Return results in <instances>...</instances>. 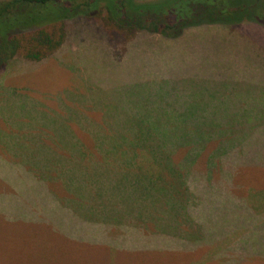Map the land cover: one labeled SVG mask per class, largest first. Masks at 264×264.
<instances>
[{"label": "rangeland", "instance_id": "1", "mask_svg": "<svg viewBox=\"0 0 264 264\" xmlns=\"http://www.w3.org/2000/svg\"><path fill=\"white\" fill-rule=\"evenodd\" d=\"M97 8L92 19L64 23L65 41L52 55L18 58L0 73V264H264V26L205 25L174 41L146 33L127 40L105 23L104 4ZM164 106L193 107L186 112L203 124L187 132L209 141L204 151L174 148L176 163L200 154L188 176L198 237L166 207L127 198L118 183L130 184L133 173L118 172L133 167L131 152L94 155L90 177L65 172L72 161L90 164L71 155L89 144L84 129L104 135L126 118L133 126V113L158 120L167 140L182 143L171 112L158 117ZM103 174L116 184L108 195ZM57 175L61 184L81 185L69 184L67 193L43 182ZM119 198L95 224L84 221Z\"/></svg>", "mask_w": 264, "mask_h": 264}, {"label": "trees", "instance_id": "2", "mask_svg": "<svg viewBox=\"0 0 264 264\" xmlns=\"http://www.w3.org/2000/svg\"><path fill=\"white\" fill-rule=\"evenodd\" d=\"M99 3L104 4L107 12L105 23L116 28L120 35L127 40L133 39L136 34L146 33L174 41L190 30L205 25L237 26L252 23L264 26V0H154L150 2L136 0H67L66 2L64 0H0V73L18 58L28 62H38L52 55L65 41L64 23L77 17L85 20L92 19L97 15ZM158 86H163L162 89L165 90L169 87L167 81L158 83ZM192 108L180 111L177 108L171 110L168 106H164L159 111L158 117H163L171 112L168 114L171 123L182 126L183 141L178 145L173 144L169 138L167 140L158 120L151 121L133 113V115L130 114L133 117V126L128 123L126 118L119 122L121 126L118 130L115 126H109L107 131L110 133L104 135H99L97 130L96 132L84 129L83 133L89 138V144L85 143L86 147H84L75 142L71 143L72 148L74 144L78 148V150L73 148L76 154L71 153L72 158L78 156L79 161L84 164L85 161L95 163L94 159L98 161L100 156H104L108 160V154L112 153L111 149L116 151L121 148L124 154L131 152L130 165L132 164L133 167L121 168L118 172L119 175L126 171L133 173V176L127 180L131 181L130 184L118 183L125 187L123 189L128 190L127 198L129 196L132 198L135 193L136 198L133 200L141 206H146L149 203L150 206L166 207L170 214L176 217L177 223L180 217H184V221L189 224L191 229L188 233L191 237H198V232L194 229V227L198 228L195 215L189 211L192 207L191 203H194V196L189 195L191 194L189 188L191 180L188 179V176L192 172V167L195 168L196 159L200 154L194 156L192 160H189L185 155V161L180 159L179 163L173 159L175 157L177 162L179 161L174 148L189 150L199 147L204 151L208 146L205 147L206 143L209 144L207 137L194 140L187 132L188 128H201L203 124L201 115L186 112ZM102 132L104 133V131ZM117 136L121 141L120 144ZM110 138L113 141L109 145L107 141ZM68 148L60 147L59 154L66 153L67 155ZM43 152L46 153V150L43 149ZM66 155L63 156L66 157ZM53 157L61 165L62 157L59 155ZM66 162L67 158L64 165L67 164ZM90 166L91 163L83 166L82 169L75 168L72 161L71 168L65 169V172L70 170L71 179L78 171L81 176L85 174L90 177L92 175ZM22 167L25 168L26 165ZM34 168L35 166L28 169L29 173L36 176L37 174L31 172ZM100 170L102 171L103 168H99L98 172ZM196 172L197 170H195ZM212 172L213 169L209 168L208 174H213ZM103 179L102 186L108 195L113 185L116 184L109 182L104 174ZM57 180L58 175L55 180L50 179L49 182L43 180V182L50 185L55 181L54 183L59 184L67 193H71L68 188L69 184L81 185L77 180L62 184ZM89 190L96 192L95 188ZM53 194L55 199L59 198L55 193ZM65 202L63 201V203ZM122 203V198L116 200V207L110 204L106 205L105 201L101 210L92 209L94 213L90 212V218L83 216L84 221L87 224H95L96 218L101 217L102 213H106L104 210L113 212L111 208H117ZM81 211L83 212V210ZM121 218L116 220L115 225H121Z\"/></svg>", "mask_w": 264, "mask_h": 264}]
</instances>
